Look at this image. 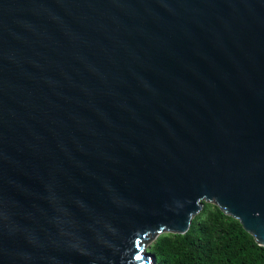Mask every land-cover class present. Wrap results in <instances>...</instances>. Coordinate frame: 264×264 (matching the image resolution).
<instances>
[{
	"label": "water",
	"instance_id": "1",
	"mask_svg": "<svg viewBox=\"0 0 264 264\" xmlns=\"http://www.w3.org/2000/svg\"><path fill=\"white\" fill-rule=\"evenodd\" d=\"M204 203L264 247V0H0V264H156Z\"/></svg>",
	"mask_w": 264,
	"mask_h": 264
},
{
	"label": "trees",
	"instance_id": "2",
	"mask_svg": "<svg viewBox=\"0 0 264 264\" xmlns=\"http://www.w3.org/2000/svg\"><path fill=\"white\" fill-rule=\"evenodd\" d=\"M148 253L156 264H264V247L237 220L208 203L185 234L159 236Z\"/></svg>",
	"mask_w": 264,
	"mask_h": 264
},
{
	"label": "rangeland",
	"instance_id": "3",
	"mask_svg": "<svg viewBox=\"0 0 264 264\" xmlns=\"http://www.w3.org/2000/svg\"><path fill=\"white\" fill-rule=\"evenodd\" d=\"M149 247H150V244H148V245L146 246V251H147V252H148Z\"/></svg>",
	"mask_w": 264,
	"mask_h": 264
},
{
	"label": "snow or ice",
	"instance_id": "4",
	"mask_svg": "<svg viewBox=\"0 0 264 264\" xmlns=\"http://www.w3.org/2000/svg\"><path fill=\"white\" fill-rule=\"evenodd\" d=\"M137 259H140V257H137Z\"/></svg>",
	"mask_w": 264,
	"mask_h": 264
}]
</instances>
